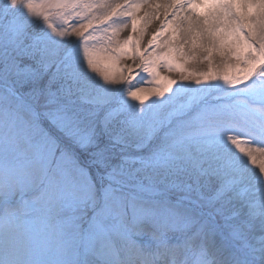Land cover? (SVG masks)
I'll return each mask as SVG.
<instances>
[{
  "label": "snow or ice",
  "instance_id": "obj_1",
  "mask_svg": "<svg viewBox=\"0 0 264 264\" xmlns=\"http://www.w3.org/2000/svg\"><path fill=\"white\" fill-rule=\"evenodd\" d=\"M0 264H264V0H0Z\"/></svg>",
  "mask_w": 264,
  "mask_h": 264
},
{
  "label": "bare ground",
  "instance_id": "obj_2",
  "mask_svg": "<svg viewBox=\"0 0 264 264\" xmlns=\"http://www.w3.org/2000/svg\"><path fill=\"white\" fill-rule=\"evenodd\" d=\"M201 12L205 11L206 9L204 8H201L199 9ZM143 13V10H141V14ZM160 22L159 20H156V21H153L151 24H150V27L148 29V32H147V39H146V42L147 40L150 38L151 34L156 31L158 28H159V25H160ZM127 30H125V32L122 33V35H125ZM123 63H127V64H131L132 62L131 61H127L125 60Z\"/></svg>",
  "mask_w": 264,
  "mask_h": 264
},
{
  "label": "rangeland",
  "instance_id": "obj_3",
  "mask_svg": "<svg viewBox=\"0 0 264 264\" xmlns=\"http://www.w3.org/2000/svg\"><path fill=\"white\" fill-rule=\"evenodd\" d=\"M149 27H150V25H149L148 28H147V32H148ZM129 31H130V29H128V30L126 31L125 35H122V34H121V36H122V37H123V36H127V35L129 34ZM147 36H148V35L145 36V43H146ZM123 62H124V61H123ZM123 62H122V63H123ZM103 63H104V62L102 61V65H103ZM199 68H200V70H207V66H206V64H205V65H200ZM101 70L104 71L105 68L102 66V67H101ZM172 75L175 77L176 74L173 73ZM137 79H139V77H137ZM145 86L147 87V86H149V85H145Z\"/></svg>",
  "mask_w": 264,
  "mask_h": 264
}]
</instances>
